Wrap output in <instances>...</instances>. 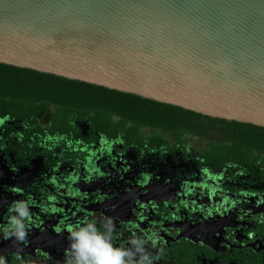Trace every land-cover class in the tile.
<instances>
[{"label":"water","instance_id":"water-1","mask_svg":"<svg viewBox=\"0 0 264 264\" xmlns=\"http://www.w3.org/2000/svg\"><path fill=\"white\" fill-rule=\"evenodd\" d=\"M0 63L264 128V0H0Z\"/></svg>","mask_w":264,"mask_h":264},{"label":"flooded vegetation","instance_id":"flooded-vegetation-1","mask_svg":"<svg viewBox=\"0 0 264 264\" xmlns=\"http://www.w3.org/2000/svg\"><path fill=\"white\" fill-rule=\"evenodd\" d=\"M49 117L44 115L40 121H48ZM22 132V126L13 121H6L0 126V141L6 143V148L0 152V204L5 200L10 203L14 199H20L29 194L39 203L49 194H55L54 186L42 180V175L50 180L53 175L74 172L72 161L79 156L83 164L88 163V157L91 152H96L97 156L92 157L97 164H104L107 157L98 159L101 155L99 145V132L93 131L87 122L76 121L75 126L64 133L73 141L72 146H68L64 141L59 142L55 148L49 147L51 141L46 138L31 136L34 142H27L26 135L23 134V141H19L15 133ZM116 139V138H110ZM121 139V138H120ZM79 141V143H76ZM36 145V146H34ZM199 145V144H198ZM30 146V147H29ZM200 146H193L191 150L171 151L165 147L137 148L134 145H117L114 148L124 149L126 151L125 161L123 162L129 171L119 176L111 165H106L101 171H108L111 177H101L85 186L81 181L75 185L78 191H87V199L83 202L82 211L77 213L76 217H71L70 213L74 208L68 204L69 200L76 201L77 197H64V203L57 207L63 208V212L43 214L39 208H30L35 211V215L42 221L40 227L32 229V235L29 237L30 243L25 248V252L35 255L41 251H46L53 259H62L63 250L67 247L65 236L67 233L57 234L55 229L66 221L78 220L86 214L96 215L98 212H104L105 215L115 216L122 219L127 216L126 212H119L117 205L126 198L125 192L130 193V198L138 197L140 186L135 183L136 179L142 173L150 177L154 186L161 197L174 198L180 190L179 184L186 174L199 172L200 163L198 149ZM83 149V150H82ZM166 149L167 153L163 154ZM62 153V155H61ZM121 161H117V167L124 166ZM81 165V176L86 169ZM58 167V172H53ZM215 170V169H213ZM217 169L215 171H219ZM235 169H230L228 175L233 179L227 180L224 187L230 192H235L240 188L256 190L264 193V180L254 175L247 174L242 177H235ZM227 175V174H226ZM108 177V176H107ZM198 181L199 175L195 177ZM149 181V182H150ZM34 183H39L37 188H33ZM80 187H79V186ZM19 188L20 191L12 193L10 188ZM98 188V189H97ZM126 188V190H125ZM64 190L61 189V192ZM179 197L175 201H160L157 208L152 209L150 219L143 220L137 216L139 205L142 202L136 201V206L132 219L136 217L140 226L147 230L148 227H159L163 225L164 236L167 240V255L160 264H264V225H257L251 217L243 221L238 220L237 210H233L225 217L219 216L204 219L200 213L192 214L179 204ZM200 203H208V198L199 200ZM218 199V198H217ZM104 200L103 202H98ZM256 197L249 198V203L243 205L245 209H250L252 215H264V205L255 206ZM128 201V200H127ZM126 203V202H125ZM153 202H150V204ZM125 204L122 210L125 209ZM131 207V206H130ZM8 215L5 207H0V223L3 217ZM44 231V232H43ZM255 232L253 239L248 238L249 232ZM43 232V233H41ZM235 232L236 240H227L226 236ZM51 242V243H49ZM11 240L0 239V253L8 255L15 252ZM23 255V254H22ZM10 260V257H9ZM9 264H17L15 256L9 261Z\"/></svg>","mask_w":264,"mask_h":264},{"label":"clouds","instance_id":"clouds-1","mask_svg":"<svg viewBox=\"0 0 264 264\" xmlns=\"http://www.w3.org/2000/svg\"><path fill=\"white\" fill-rule=\"evenodd\" d=\"M115 119V118H114ZM9 120L8 115L0 117V126H3ZM19 141H23L22 132L15 133ZM47 141H51V148L59 146L60 141H64L68 146H72L73 141L66 134L48 135ZM76 143H79L77 141ZM123 140L117 137L110 139L104 133L99 134L100 152L103 154L98 157H107L104 164H97L92 157L97 156L96 152H91L87 164L77 156L73 161L74 172L67 175H53L47 180L42 175V180L54 186L55 194H49L39 203L29 194L20 199H14L10 203L5 200L0 207H5L8 213L7 217H3L0 223V239L11 240L15 252L8 255L0 253V264H9V261L15 256L17 264H160L167 255V240L161 233H164L163 225L159 227H148L147 230L142 228L136 217L132 222L120 219L119 217L105 215L104 212L98 214H86L78 220L66 221L55 229V233H67L64 237L67 247L63 250L62 259H53L48 252L41 251L35 255L25 252V248L29 245V237L32 235V229L40 227L42 221L39 216L35 215V211L30 208H39L43 214H51L55 212H63L64 209L57 207L58 204L64 203V197H77L78 200H69L68 204L74 208L70 213L71 217H76L77 213L82 211L83 202L87 199V191H78L75 185L83 180L85 184H90L101 177L110 176L108 171H101L106 165H111L115 173L122 176L123 173L129 171V168L123 163L125 161L126 151L124 149H116L115 146L122 145ZM188 150H191L189 144ZM6 148V143L0 141V152ZM83 150V149H82ZM167 150H163L166 154ZM62 155V153H61ZM255 155V153H254ZM117 161H121L124 166L117 167ZM203 163V160H201ZM257 165L261 164L260 160L256 161ZM86 172L81 176V165ZM230 169H235V177H242L248 174V170L235 161H227L222 169L215 171L208 166L200 167L199 172H191L186 174V178L182 179L179 184V191L174 198L167 199L175 201L179 197V204L189 210L192 214L200 213L202 218L225 217L233 210H237V219L240 221L251 217L257 225H264V215H252L250 209H245L243 205L248 204L249 198L256 197L255 206L264 205V193L247 188H240L235 192H230L224 187L227 180L233 179L228 175ZM58 172V167L53 169ZM227 174V175H226ZM199 175L197 181L195 177ZM149 176H140L136 179L137 185L149 184ZM39 183H34L33 188H37ZM61 189L64 191L61 192ZM12 193L20 191L19 188L13 187L9 189ZM204 197L208 198V203H200ZM218 198V199H217ZM139 198L134 197V203ZM99 200L98 202H103ZM154 201V200H152ZM158 203L154 201L152 204H140L137 216L140 219H150L149 213L152 209L157 208ZM44 232V231H43ZM41 232V233H43ZM256 233L249 232L248 238H255ZM225 239L235 241V232L226 236ZM51 243V242H49ZM23 254V255H22ZM10 257V260H9Z\"/></svg>","mask_w":264,"mask_h":264},{"label":"trees","instance_id":"trees-1","mask_svg":"<svg viewBox=\"0 0 264 264\" xmlns=\"http://www.w3.org/2000/svg\"><path fill=\"white\" fill-rule=\"evenodd\" d=\"M4 115L22 126L31 143L36 141L31 136L64 134L76 121L137 148L184 152L194 140L193 146H200L202 165L217 170L235 161L264 180L261 126L204 116L130 93L0 63V117ZM44 115L48 121H40Z\"/></svg>","mask_w":264,"mask_h":264},{"label":"rangeland","instance_id":"rangeland-1","mask_svg":"<svg viewBox=\"0 0 264 264\" xmlns=\"http://www.w3.org/2000/svg\"><path fill=\"white\" fill-rule=\"evenodd\" d=\"M194 142H195L194 140H191V144H192V145L195 144ZM200 145L202 146V143H200Z\"/></svg>","mask_w":264,"mask_h":264}]
</instances>
